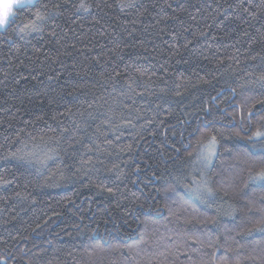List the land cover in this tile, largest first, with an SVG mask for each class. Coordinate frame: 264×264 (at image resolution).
Returning a JSON list of instances; mask_svg holds the SVG:
<instances>
[{"label": "trees", "instance_id": "trees-1", "mask_svg": "<svg viewBox=\"0 0 264 264\" xmlns=\"http://www.w3.org/2000/svg\"><path fill=\"white\" fill-rule=\"evenodd\" d=\"M263 128L264 0L18 8L0 32V264H264Z\"/></svg>", "mask_w": 264, "mask_h": 264}, {"label": "snow or ice", "instance_id": "snow-or-ice-1", "mask_svg": "<svg viewBox=\"0 0 264 264\" xmlns=\"http://www.w3.org/2000/svg\"><path fill=\"white\" fill-rule=\"evenodd\" d=\"M34 4H35V0H7L6 5L0 6V28H6L9 26L10 19L15 18V9L22 8L26 5H34ZM80 8L87 10L83 3H81ZM35 16L37 20L45 19V17L41 16L39 12H36ZM26 27H30L33 31L38 30V28L34 23L31 25H26ZM255 135L256 137H261L264 136V133L257 131ZM210 145L211 146L209 147V156L214 155V151H213V146L215 145L214 137L210 142ZM250 179L264 181V169L260 170L255 175L250 176ZM192 191L195 194L199 195V192L196 189H193ZM255 230L264 231V217H262L261 220L257 223ZM236 264H240V261L237 260Z\"/></svg>", "mask_w": 264, "mask_h": 264}, {"label": "rangeland", "instance_id": "rangeland-1", "mask_svg": "<svg viewBox=\"0 0 264 264\" xmlns=\"http://www.w3.org/2000/svg\"><path fill=\"white\" fill-rule=\"evenodd\" d=\"M37 0H35V2H36ZM26 6H29V5H26ZM25 7V6H24ZM18 9V8H17ZM17 9H15V11L17 10ZM10 21H11V19H10ZM7 28V27H6ZM6 28H0V32H2V31H4ZM262 133H264V128H263V131H261ZM257 140H261V141H264V136H261V137H257Z\"/></svg>", "mask_w": 264, "mask_h": 264}, {"label": "clouds", "instance_id": "clouds-1", "mask_svg": "<svg viewBox=\"0 0 264 264\" xmlns=\"http://www.w3.org/2000/svg\"><path fill=\"white\" fill-rule=\"evenodd\" d=\"M6 3H7V0H0V6L6 5Z\"/></svg>", "mask_w": 264, "mask_h": 264}]
</instances>
